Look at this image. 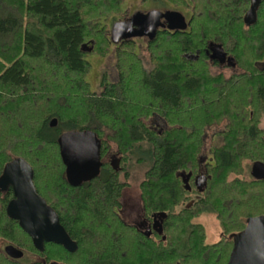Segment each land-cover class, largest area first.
<instances>
[{"label": "trees", "instance_id": "1", "mask_svg": "<svg viewBox=\"0 0 264 264\" xmlns=\"http://www.w3.org/2000/svg\"><path fill=\"white\" fill-rule=\"evenodd\" d=\"M167 1L192 9L188 30L155 34L149 41L155 67L149 71L139 65L136 43L121 41L119 80L110 83L105 76L94 91L86 78L87 55L109 53L113 40L105 21L121 12L123 0H0V176L17 157L32 166L37 191L77 239L75 252L55 245L64 264H227L231 235L250 217L264 215V179L238 177L248 173L246 162H264V0L251 24V0ZM210 43L244 71L229 78L212 74L204 55ZM197 50L198 60L185 56ZM133 72L139 75L136 86L128 81ZM200 93L208 98L199 100ZM190 95L184 111L183 99ZM53 118L56 126L50 125ZM156 119L166 125L156 127ZM222 119L228 123L217 165L205 192L189 206L180 174L197 168L205 126ZM73 129L93 130L101 140L112 130L121 163L133 154L149 163L140 189L146 213L166 215L162 233L147 237L120 219L117 208L127 184L122 170L106 164L93 181L70 184L58 140ZM53 167L59 169L50 176ZM13 198L12 188L0 190V237L26 251V236L41 254L8 215ZM202 213H215L229 239L208 243L205 227L195 221ZM0 264L27 263L0 249Z\"/></svg>", "mask_w": 264, "mask_h": 264}, {"label": "water", "instance_id": "2", "mask_svg": "<svg viewBox=\"0 0 264 264\" xmlns=\"http://www.w3.org/2000/svg\"><path fill=\"white\" fill-rule=\"evenodd\" d=\"M261 1L251 0L246 14L248 23L256 21ZM148 22L147 19L144 20L145 24ZM111 34L114 40L121 34L130 37L133 29L130 24L116 22ZM220 49L224 53L223 48ZM57 123V118H53L50 125L56 126ZM58 143L70 184L79 185L99 174L102 165V141L97 132L90 129L69 130L59 137ZM252 175L256 179H264L263 161L253 163ZM8 188H12L14 193V198L7 207L8 215L20 222L37 248L43 249L44 242L48 241L61 244L70 252L77 250L76 242L62 225L56 210L37 191L33 168L22 157L13 159L4 167L0 176V190ZM6 252L17 259L24 255V251L15 245H8ZM227 264H264V215L250 217L246 227L234 236L233 249Z\"/></svg>", "mask_w": 264, "mask_h": 264}, {"label": "rangeland", "instance_id": "3", "mask_svg": "<svg viewBox=\"0 0 264 264\" xmlns=\"http://www.w3.org/2000/svg\"><path fill=\"white\" fill-rule=\"evenodd\" d=\"M156 6L159 9L156 10L154 9H150V11H148L147 13L144 14V17H146V19L151 20L152 23H156L155 28L161 27L162 24V20L163 18H167V15L163 12L160 11V9H162V7H166L169 9H178L180 11H182L183 13L186 14L187 17H190L191 13H192V9L190 7L187 6H177L172 2H169L167 0H123L122 2V10L119 13H115L113 14L112 18L105 21L106 25L108 26V35L109 37L112 36L111 32H112V27L114 25L115 22H119V19L122 17H126L129 14H131L132 12L142 9V8H150ZM183 17V16H182ZM184 18V17H183ZM181 26V24L179 25ZM182 27V26H181ZM172 29H174V27H171ZM175 28H179V27H175ZM113 40V38H112ZM139 41H137V46L134 49L135 53H137L138 57L140 58V66H142L145 70L149 71L151 69H153L155 67V64H153L152 61V54H151V49L149 46V40L145 39H138ZM121 42V40H119L118 42H114L112 41V45H111V49L109 51V53H107L106 55H101L99 53L96 52H91L90 54L87 55V59L89 60L91 66H90V70L86 76L88 82L90 83L91 88L94 91H100L101 90V82L103 80V78L106 76L107 77V81L111 82H117L119 80L118 78V67H117V62H118V53H117V46H119V43ZM93 42H90L89 45H94L92 44ZM123 44V43H121ZM242 45V44H241ZM243 46V45H242ZM248 51H251V48H247ZM209 60V59H208ZM260 61H264V59L260 60ZM130 64V63H129ZM209 70L211 71L212 74L214 75H218V74H223L225 77L229 78L232 75L236 74V73H242L244 71V69L241 66H236V65H232V66H227L226 64H222V65H214L211 64V62L209 61ZM133 72L130 74V77L128 78V81L130 82V84H135L138 80V74ZM48 79H52L53 77H47ZM139 88V86H137ZM211 88V85H210ZM209 89V88H208ZM141 89H138V91H140ZM199 96V100L203 101L206 98H208V96L203 95L202 93L198 94ZM215 96V95H214ZM190 98V100H189ZM185 97L183 99V110L187 111L189 109V106L191 105V102L193 99V96L190 95V97ZM211 98V97H210ZM149 100V99H148ZM236 100V99H235ZM223 105V102H220V106ZM150 119V118H149ZM152 119V118H151ZM150 119V121H151ZM162 121V120H161ZM156 127H160L161 126H165L166 124L163 122L159 123L158 120L156 119ZM227 123L228 120L227 119H222L220 122H214V123H210L207 124L205 126L204 129V133L202 134V145L203 148L199 153V156L202 155V157L204 156L205 158H207V153L209 152L210 148L214 145V142L216 139H218V143L217 145H221L224 141V135H223V131L226 130L227 128ZM260 126L264 129V119H262ZM110 133L113 134L112 130H109ZM111 135L106 134L104 137H102L103 140L108 141V144L106 143V145L112 150V151H116V147L118 146L117 141L112 137ZM109 136V137H108ZM109 139V140H108ZM216 143V142H215ZM47 152V151H46ZM198 156V157H199ZM50 161L55 160V158L49 159ZM247 164H245L247 166V172L244 175H238V177L240 179H246V180H250L252 177L250 175V170H251V166H252V162L248 161L246 162ZM47 164H48V160H47ZM122 166V173H121V180L124 181L126 180L127 184L125 187V201L129 200V198L133 197V198H139L140 197V188H141V184L143 182V180L146 178V171L147 168L149 167V163L147 162H142L138 159V156L136 154H133V157L124 162L121 163ZM59 169V168H58ZM57 167H53V168H49L48 170V174L50 176H53V174H55L57 172ZM236 175H232L229 176V180L233 179ZM42 183H44V180L42 181ZM196 196L190 195L189 198L186 200V203L188 204L192 198H195ZM61 207L63 206V204L60 205ZM59 206V207H60ZM60 207V208H61ZM178 208H180V206H178ZM102 211V210H101ZM86 218V217H84ZM197 222L201 223L204 227L205 230L207 232V242L208 243H216L218 241H220L221 239L225 238V239H229V235L230 233L227 234H223V228L220 224L219 219L217 218V215L215 213H202L201 215H199L196 220ZM91 222H93V220H91ZM96 223V222H93ZM105 230L107 229H99V231H101V234H105ZM3 242L9 243L8 240L0 237V247L1 245H3ZM24 243L27 244L26 246V262H29L31 260L34 261V256L36 254H39L38 252H36L34 249H32L31 246V241L29 238H27L26 236L24 237ZM130 245L131 243L128 242ZM106 245V244H105ZM133 246V245H131ZM132 249H135V247H131ZM58 251V247H49L48 248V255H50L52 260L55 261H59V262H63L66 263V261L64 260H59V258L57 257V252ZM53 257H52V256ZM85 257L82 258L83 260L87 259V256L84 255ZM36 257V256H35ZM72 261H74V264H83L80 262H76L75 260H70L69 262H71V264L73 263ZM68 264V263H67ZM85 264H90L86 261Z\"/></svg>", "mask_w": 264, "mask_h": 264}, {"label": "flooded vegetation", "instance_id": "4", "mask_svg": "<svg viewBox=\"0 0 264 264\" xmlns=\"http://www.w3.org/2000/svg\"><path fill=\"white\" fill-rule=\"evenodd\" d=\"M156 9L158 10L159 8L156 6L150 7L148 9L146 8H142L139 10H136L134 12H132L131 14H129L128 16H124L122 18L119 19V22H123V23H127L130 24L132 29H133V34L130 37H125L122 34L119 35L116 40L113 39V41L116 43L119 40L121 41H134L136 43L137 46V41H139L138 39H148L149 41L151 39L154 38L155 34L158 31L161 30H167V31H171V30H188L189 28V23L191 20V17H187L185 13H183L182 11L178 10V9H169L166 7H162V9H160V11H163L166 15L167 18H163L162 20V26L155 28L156 23H152L151 20H148L149 22L147 24L144 23V20H146L144 18V14L147 13L148 11H150V9ZM180 12V13H179ZM184 18H183V17ZM144 18V19H143ZM116 23V22H115ZM114 23V24H115ZM181 24V26H179ZM171 27H174V29H172ZM175 27H179V28H175ZM221 47H217L214 44H209V46L205 49L204 51V55L207 56V58L209 59L208 62L210 61L211 64L214 65H222V64H226L227 66H232V65H236L234 62V59H232L231 56L227 55V53H223L222 50L220 49ZM185 56L191 60H198L201 56V51L197 50L195 53H191V54H185ZM100 137V136H99ZM109 137V136H108ZM109 140V139H108ZM102 141V145H101V168H100V172L99 174L90 179V180H86L84 182H88V181H93L95 178H97L101 172H102V168L106 167L105 165L108 164L109 167L114 168L116 171L121 172L122 170V166H121V162H122V154L120 152L119 146H117L116 151H112L107 145L108 141ZM216 142V143H215ZM214 142V145L210 148L209 152L207 153V158H205L204 156L202 157L199 156L198 158V166L196 169L191 168L189 171H185L183 173H181V177L184 180V182L186 183V187H187V192L188 194H185V197L188 198L190 195H195V198H192L191 201L188 203L189 206H191L192 204L195 203V201L198 199V197L201 196L202 193L205 192L209 181L211 179V174H212V170L214 169V167L217 165L218 162V153H217V148L220 145H217L218 143V139H216ZM203 148V146H202ZM201 148V150H202ZM253 166V164H252ZM252 166H251V170H250V175L255 179V177L252 175ZM110 175V172L108 173V176ZM82 182V183H84ZM141 191V189H140ZM125 188L122 191L121 197H120V204L121 206L119 208H117V213L120 217V219L128 224L131 225L132 227H134L135 229H137L138 231L143 232L147 237H151L154 236L155 234H159L163 232V218L161 213H157L156 215L154 214H147L145 211V207H144V203H143V199H142V194L140 193V197L139 198H129V200L125 201ZM27 233V231H26ZM28 234V233H27ZM29 235V234H28ZM30 236V235H29ZM71 236V235H70ZM235 236V234L231 235V237L233 238ZM30 238L32 239V237L30 236ZM72 238V237H71ZM72 240L74 242H76L77 244V239L72 238ZM33 242V239H32ZM34 244V242H33ZM8 245H12V243H6L3 242V245H1V252L3 253V255H5L6 257L12 259V260H20L23 261L27 264L33 263V262H37L40 261L42 264H53V262L51 261H55V260H48L47 259V254L46 251L48 250L49 247H55V245H57L58 247L61 246L63 248H65L63 245L55 243V242H48L45 241L44 242V246L43 249L42 248H37L34 244V246L38 249V251H40L41 254H36L34 256V261L31 260L29 262H26V251H24V255L21 258H13L11 256H9V254L6 252V247ZM14 245V244H13ZM78 246V244H77ZM19 248V247H18ZM45 251V252H41ZM66 249V248H65ZM26 260V261H25ZM51 262V263H50ZM56 263L59 264H64L63 262H59L57 261Z\"/></svg>", "mask_w": 264, "mask_h": 264}]
</instances>
